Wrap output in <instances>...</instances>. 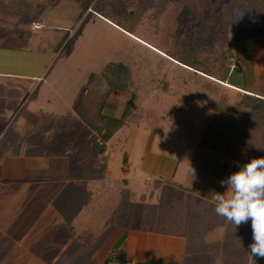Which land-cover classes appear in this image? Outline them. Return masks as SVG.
I'll use <instances>...</instances> for the list:
<instances>
[{
  "label": "rangeland",
  "instance_id": "rangeland-1",
  "mask_svg": "<svg viewBox=\"0 0 264 264\" xmlns=\"http://www.w3.org/2000/svg\"><path fill=\"white\" fill-rule=\"evenodd\" d=\"M35 1L36 4L30 9L28 4H34L33 0L3 2L0 7V43L15 49L17 47L24 49L29 45L33 47L38 42L47 43V38L57 30H68L70 36L61 48V57L54 55L49 64L47 60L50 57L46 53L41 54L35 51V53L27 54L26 57L25 53H14L9 57L6 51H0V61L4 62V64L1 63L0 70L14 68V73L0 72V87L3 86L0 88V95L12 106L8 113H12L14 105L18 103L29 82L13 77L35 75V87H38L35 96L30 94L26 98V110L22 111L24 103L20 106L18 113L13 116L9 114L11 120L6 122L7 127L3 133L5 137L0 143V151L4 149L8 138L11 137L8 132L15 133L14 137L19 139V144L21 141L29 143L30 140H26L27 131L32 128V125H36V130L42 122L50 126L55 124L54 122L65 109H74L83 90V75L89 69L100 72L101 68L113 56H116L130 66L133 89L141 90L147 85L153 88L150 95L138 105L140 109L137 112L138 115L142 114L143 120L135 127L122 126L105 143V151L102 153H95L92 149L93 145L102 142L100 137L90 138L78 161L91 167L95 162L100 167L105 165L115 178L122 175L125 166L130 170L127 178L132 185V195L135 199L141 193H148L153 187L151 185L154 180L160 182L163 188L167 185L173 186V195H179L184 189L181 185L184 184L187 170L198 147L215 148L216 140L212 137L207 143L201 144L208 128L224 124L234 104L243 98V93L264 99V6L258 0H242L241 7L237 9L235 7L225 16L229 24L227 44L232 58L221 80L200 88L196 87V83L185 84L184 75L175 64L166 66V70L160 71L157 64H161V61L151 58L148 45L157 44L154 45L156 48H163L165 45L172 46L176 40L185 35L192 38L195 28H198L200 24L195 11L177 0H126L125 3L123 0H111L113 5L108 0H101L100 7L95 11H101L99 15L102 17L93 12L95 8L93 4L74 28L71 25L79 9V0ZM52 3L55 4L52 5ZM123 7L132 9L135 14L133 23H130L135 30L132 34L116 25V20H120L119 14ZM92 12L94 14H91ZM219 15L224 16L223 13ZM203 21L210 26L208 20ZM210 34L216 36L214 31ZM150 59L153 60L149 63ZM233 65L235 68L232 67ZM9 73L12 77L7 75ZM161 80L165 82L162 85L166 86V91L158 89ZM153 83L156 85L155 88ZM195 89L201 93L193 96L192 92H195ZM127 95L126 101H129L131 97ZM32 97L35 99L33 100ZM40 101L42 103L47 101V108L44 107L46 114L34 116L33 112H29V108L36 107ZM29 145L22 147L18 157L14 155V163L11 165L13 180L18 183V186H27L13 194L11 210L8 213L5 211L4 216L14 217L16 225L10 233L13 237H18V241L29 232L28 244L36 253L42 249H39L40 245L34 246L35 236L44 234L48 223H53L56 217L53 206L50 208V199L59 188H52L51 191H48V188L53 184L61 185L58 183L57 176H62L67 166L64 160L55 157L45 148L33 147L34 157L30 160L28 155L33 152L28 151ZM125 161L127 165L124 164ZM164 165H166L165 168L169 166L174 168L172 176L161 173ZM210 203L215 204L214 201ZM177 204L178 207H175L171 215L169 212L163 213V210L157 213L160 216L159 219L156 218V214L154 215L156 223L152 225L157 233L180 234L178 227L180 225H185L188 230L195 225L197 227L209 221H215L214 218L209 217L207 211L198 212L191 209L188 213L184 206V204L187 206L188 201L183 198L179 199ZM165 205L160 204L158 207L164 209ZM68 215L72 216L74 212H69ZM185 215L187 220L183 219ZM213 223L212 227H218V233H222L221 236L224 238L231 239L235 236L225 228L223 233V225L220 222ZM242 228L243 234L247 233L244 227ZM236 232L238 236V231ZM115 235L116 238L120 237L117 232ZM158 235H161L163 240L159 244V253H161V250L166 251L168 240L163 234ZM177 237L181 241L184 239L181 236ZM116 240L115 244L121 241L119 244L121 248L113 250L116 254L122 252L127 255L128 249L124 245L121 246L122 241L126 242V238ZM43 243L48 245L50 240ZM109 245V241L100 245L97 252L99 256L97 264L102 263L106 257H110L109 254L103 253L112 250L107 248ZM128 245L134 244L130 241ZM14 249L15 247L12 250ZM20 252L22 250L17 248L14 256L20 255ZM19 260L22 261L20 264L27 262L23 257ZM244 261L240 259L239 264H244ZM261 261L264 262V258L253 257L251 264H260ZM154 264H160V262L157 260Z\"/></svg>",
  "mask_w": 264,
  "mask_h": 264
},
{
  "label": "trees",
  "instance_id": "trees-1",
  "mask_svg": "<svg viewBox=\"0 0 264 264\" xmlns=\"http://www.w3.org/2000/svg\"><path fill=\"white\" fill-rule=\"evenodd\" d=\"M4 1L0 0V7ZM8 1L16 2L17 0ZM99 1L101 0H79V9L71 26L74 28L93 4L95 8L92 11L99 15L101 11L96 12L100 7ZM108 1L113 5L111 0ZM177 1L195 11L200 24L198 28H195L192 38L185 35L176 40L172 46L165 45L163 48H156L154 45L157 44L148 45L151 58L161 61V64H157L160 71L166 70L165 67L171 64L179 67V71L184 75L185 84L196 83V87L200 88L221 80L232 58L227 44L229 24L225 16L235 7L236 9L241 7L242 0ZM34 2L36 1L33 0ZM123 2L125 3L126 0ZM258 2L264 6V0H258ZM35 4L29 3V9ZM93 12L91 14H94ZM221 13L224 16H220ZM134 16L132 9L123 7L119 14L120 20H116L117 27L132 34L135 30L130 23H133ZM203 20H208L210 26L204 24ZM211 31H214L216 36H211ZM58 33H51L46 45L39 43L35 50L48 49L52 56L57 55L60 58L61 48L69 38L70 31L62 30L59 35ZM144 48L147 49V47ZM151 60L153 59L148 62L150 63ZM83 82L80 100L75 103L74 109H65L58 125L49 136L44 138L45 148L52 154L65 159L67 164V173L60 177L63 187L55 203L62 212L77 199L90 197L93 205L97 204L96 209L100 208L105 212L111 207L109 214L114 215L119 212L118 209L121 210L126 206L127 213L133 204L130 200L131 190L128 182L108 179L105 169L92 168L88 164L79 163L77 159L90 138L100 137L102 142L93 145L92 149L102 153L105 151V143L119 128L137 126L143 120L142 114L138 115L137 111L140 109L138 105L150 95L153 88L147 85L141 90L133 89L130 66L116 56H113L100 72L89 69L83 75ZM162 83H165L164 80H161L158 89L166 91L167 88ZM155 86L154 84V88ZM113 91L126 92L131 97L119 119L102 114L106 99ZM192 93L195 96L201 92L195 89ZM242 97L234 104L224 124L210 126L204 134L201 140L202 145L211 137L216 140V145L212 149L198 147L195 151L184 184L181 185L184 187L182 190L190 195L215 202L216 192L226 191V187L220 185L221 180L238 171L240 166L251 159L264 156V99L247 93H243ZM15 149L17 150L18 147ZM244 228L252 233L251 221L244 223ZM109 260H115L117 264H129L130 261L122 252L117 256L109 257L105 263Z\"/></svg>",
  "mask_w": 264,
  "mask_h": 264
},
{
  "label": "crops",
  "instance_id": "crops-1",
  "mask_svg": "<svg viewBox=\"0 0 264 264\" xmlns=\"http://www.w3.org/2000/svg\"><path fill=\"white\" fill-rule=\"evenodd\" d=\"M61 31L62 30H57L53 33L56 34L57 32L60 33ZM39 43L40 42H38V44L34 45L33 47L36 48L40 45ZM42 44L46 45V43ZM65 44L66 43H64V45ZM33 47L29 45V47H24V49L19 47L15 49V47H7L4 43H0V51H6V54L9 57L14 53H25L26 57L27 54L35 53L36 50ZM37 52L41 54H49L50 59L47 60L48 64L54 58L48 49ZM1 63L4 64L3 61H0V65ZM0 72L14 73V68L3 69L0 70ZM7 75L12 77L11 73ZM34 76L35 75H20L13 77L15 79L26 80L29 82L27 88L22 93L23 95L19 98L18 103L14 105L12 113H8V110L10 107H12L11 104L9 101H4L0 95V143L5 137V134L3 133L7 127L6 122H10L11 120V115L9 116V114H12L13 116L15 113H18L20 106H22L24 103L25 104L23 105L22 111L26 110V98L30 94H32L31 96H35L38 87H35L36 81ZM39 78L40 77H38V79ZM2 87L3 86L0 88ZM127 94L128 93L121 91H113L106 99V102L102 108V114L109 118H112L110 116H114L119 119L122 116L128 102L126 101ZM32 99L34 100L35 98L32 97ZM46 102L47 101H45V103H42L41 101L38 102L36 107L29 108V112H33L34 116L43 114L45 115L46 113L44 107H46ZM5 114L7 115L4 116ZM60 116L61 115H59L58 120L54 122L55 124H51L50 126L45 122H42L38 130H36V125L33 123L34 125H32V128L27 131L26 140H30V145L25 140L24 143L21 141L19 144V139L17 140L14 137L15 133L8 132L11 137L8 138L9 140L4 149L0 151V264H20L22 263V261L19 260L21 257L26 258L27 262L24 264H97L99 257L97 252L100 248V245L106 241H109L110 245L107 248L112 250H110V252L105 251L103 253L109 254L110 257L117 256L118 254H116L115 250L119 247L121 241H119L118 244H115V241H117L116 239L121 238H126V242L122 241L123 243H121V246L124 245V247L126 246L128 249V254L125 256L126 259L130 260L129 264H154L157 260L160 262V264H239L240 259L245 260L244 264H251V259L253 256L248 249L249 245L253 242L252 233L244 228V231H247V233L245 232L243 234L242 227H244V224H241L235 228L233 224L227 222L223 217L218 216L214 211L215 204L210 203L211 200L190 195L185 190H182L179 195H173V186L167 185L165 188H163L161 184L158 185L155 180L151 185L153 186L152 189L148 193H141L138 195V198L135 199V197L132 195V185L127 178V174L130 172V170L124 166V172L122 175L119 178H115L112 172L108 170L105 165L104 167L103 165L100 167L96 164V162L92 168L105 169L106 176L109 177L108 179H117L118 182L121 181L124 183L128 182L131 190L130 200L133 202L131 205L132 208H129L128 212L126 213V206H124L121 208V210L118 209L119 212H116V214L110 215L109 211L111 207L105 212L100 208L96 209L95 206L97 204L93 205V201L89 197L84 198L83 201L82 199H77L68 209L60 212L59 207L55 203L57 195L63 187V184L60 181L61 175H58V183L61 185L55 184L54 186L53 184L52 187L48 188V191H51L52 188H59V190L50 199V208L53 206L55 211L54 214L57 218L55 217V221L53 223H48L44 234L35 236L36 243L34 246L36 247V245H40L39 249L42 250H39L35 253L29 246L27 238L29 232L25 233V236H22L18 241V237H13L10 233L16 225L14 217L10 216L9 218L8 216H4L5 211L8 213L11 210V200L13 198V194H15V192L21 188L27 186H18V183H16L11 176V165L14 163L15 159L13 157L14 155H16L15 157L19 156L23 146L26 147L29 145L28 151L31 150L32 152L33 147L44 149V138L50 135V132L55 128L54 126L60 121ZM119 130L120 128L116 132ZM34 142L38 144H33ZM16 147H18L17 150L15 149ZM48 152L51 153L49 150ZM33 154L34 152L29 153L28 157L30 160H33ZM81 154L79 155L78 159L80 158ZM54 156L61 158L66 163V160L62 157H58L56 155ZM124 164L127 165L128 163L125 161ZM165 166L166 165L162 167L161 173L167 176H172L174 173V168L170 166L169 168H165ZM66 173L67 170L63 175ZM160 194L161 196H159ZM182 198L183 200L188 201L187 206L184 204L188 213L191 211V209L198 212L207 211L209 213V217L214 218L215 221H209L207 224L202 226L196 227L195 225L188 230H186L185 225H180L178 226L180 228V234H176L174 232H170L169 234L167 232H159L160 234H163L166 240H168L166 244V251L161 250V253H159V244L160 241L163 240H161V235H158L159 233H157L156 229H154V225H152L156 223L154 222V215H157L158 211L160 210H163V213L169 212V215H171L172 211L175 210V207H178L177 201ZM78 204L80 205L77 208ZM160 204H166L165 208H159L158 205ZM190 204L192 205L190 206ZM72 211L74 212V215L67 216V213ZM156 218H160L159 214ZM183 219L187 220L186 215ZM213 222H220L223 225V233L225 232V229H228L227 231H231L235 236H233L231 239L224 238L221 236L222 233H218V227H212L214 225ZM236 231H238V236ZM116 232L120 234L119 238H116ZM177 236L184 237V239L181 241ZM49 240L50 244L45 245L43 243ZM13 241L15 243L12 244ZM130 241H132L134 245H128ZM14 247L15 249L12 250ZM17 248L21 249L22 252H20V255L14 256ZM120 248L121 247H119V249ZM46 251H49L50 254ZM106 259H108V257H106L103 262L99 264H117L115 260H109L107 263H105ZM260 264H264V262L261 261Z\"/></svg>",
  "mask_w": 264,
  "mask_h": 264
},
{
  "label": "clouds",
  "instance_id": "clouds-1",
  "mask_svg": "<svg viewBox=\"0 0 264 264\" xmlns=\"http://www.w3.org/2000/svg\"><path fill=\"white\" fill-rule=\"evenodd\" d=\"M220 185L226 191L216 192L215 213L235 228L251 221L253 242L248 250L264 258V156L243 164Z\"/></svg>",
  "mask_w": 264,
  "mask_h": 264
},
{
  "label": "built area",
  "instance_id": "built-area-1",
  "mask_svg": "<svg viewBox=\"0 0 264 264\" xmlns=\"http://www.w3.org/2000/svg\"><path fill=\"white\" fill-rule=\"evenodd\" d=\"M232 67H233V68H235V66H234V65H233Z\"/></svg>",
  "mask_w": 264,
  "mask_h": 264
}]
</instances>
